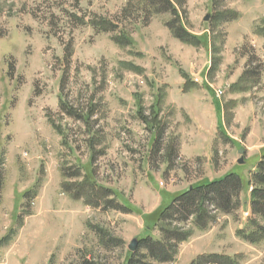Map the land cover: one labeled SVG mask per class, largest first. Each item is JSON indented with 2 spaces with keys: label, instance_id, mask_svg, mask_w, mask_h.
Returning a JSON list of instances; mask_svg holds the SVG:
<instances>
[{
  "label": "rangeland",
  "instance_id": "1",
  "mask_svg": "<svg viewBox=\"0 0 264 264\" xmlns=\"http://www.w3.org/2000/svg\"><path fill=\"white\" fill-rule=\"evenodd\" d=\"M171 1L148 17L138 0H0V264H128L144 215L231 173L239 208L185 224L167 264H264V239L239 235L264 155V0Z\"/></svg>",
  "mask_w": 264,
  "mask_h": 264
},
{
  "label": "trees",
  "instance_id": "2",
  "mask_svg": "<svg viewBox=\"0 0 264 264\" xmlns=\"http://www.w3.org/2000/svg\"><path fill=\"white\" fill-rule=\"evenodd\" d=\"M138 6L145 16H152L166 11L177 14L171 0H138ZM96 28L109 30L116 28L111 22L95 21ZM172 32L179 39L194 43L196 39L180 27L175 28L169 25ZM109 28V29H108ZM126 36L121 37L119 42L123 45L130 42ZM254 189L252 192L251 207L253 219L248 229L239 231V235L247 239L252 244L264 239V155L257 165L252 178ZM74 186V185H73ZM71 188V187H68ZM78 191L80 197L81 189ZM243 188L242 179L239 175L231 173L225 178L211 183L191 186L187 191L172 196L171 202L163 204L159 209L149 215H144L146 220V236L138 239V246L132 252L128 264H151L143 261L149 259L160 264L172 263L176 260L178 247L187 242L191 236V231L185 224L192 222L196 228L206 230L209 223L214 221V210L230 214L239 208V197ZM71 190V189H70ZM92 202V201H91ZM115 206L114 201H109L108 205ZM109 205V206H110ZM117 210H127L123 207H113ZM157 228L160 236L154 237L153 232ZM192 264H238L235 258L222 255H202Z\"/></svg>",
  "mask_w": 264,
  "mask_h": 264
},
{
  "label": "water",
  "instance_id": "3",
  "mask_svg": "<svg viewBox=\"0 0 264 264\" xmlns=\"http://www.w3.org/2000/svg\"><path fill=\"white\" fill-rule=\"evenodd\" d=\"M206 20H208V18H206ZM240 153L243 154L244 153V149H240ZM239 163L243 164L244 163V159L243 158L240 159ZM137 246H138V239H134L133 242L130 244L129 249L132 252H135L137 250Z\"/></svg>",
  "mask_w": 264,
  "mask_h": 264
},
{
  "label": "bare ground",
  "instance_id": "4",
  "mask_svg": "<svg viewBox=\"0 0 264 264\" xmlns=\"http://www.w3.org/2000/svg\"><path fill=\"white\" fill-rule=\"evenodd\" d=\"M248 214V213H247Z\"/></svg>",
  "mask_w": 264,
  "mask_h": 264
}]
</instances>
